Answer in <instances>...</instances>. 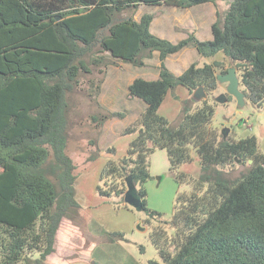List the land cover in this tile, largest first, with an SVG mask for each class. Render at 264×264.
Listing matches in <instances>:
<instances>
[{"label": "trees", "instance_id": "obj_1", "mask_svg": "<svg viewBox=\"0 0 264 264\" xmlns=\"http://www.w3.org/2000/svg\"><path fill=\"white\" fill-rule=\"evenodd\" d=\"M218 1L230 5L218 12L212 39L190 33L173 42L151 31L152 13L122 17L141 4L185 9ZM190 46L203 57L223 53L246 96L264 106V0H0V264H47L63 221L79 217L77 165L67 148L69 96L81 75L107 55L144 66L155 52L159 78L137 77L129 85L130 96L146 105L124 131L136 137L124 156L106 163L99 192H131L135 207L160 221L146 184L153 179L151 155L165 149L178 185L191 189L178 191L172 219L163 220L174 233L154 226L160 261L149 264H264V153L257 136L236 139L215 128L207 99L198 106L185 100L177 126L159 112L178 86L190 95L199 86L213 92L218 71L230 68L215 59L176 75L166 59ZM193 152L200 171L192 175L181 167L194 161ZM239 162L249 168L234 176ZM110 236L124 239L122 232Z\"/></svg>", "mask_w": 264, "mask_h": 264}, {"label": "rangeland", "instance_id": "obj_2", "mask_svg": "<svg viewBox=\"0 0 264 264\" xmlns=\"http://www.w3.org/2000/svg\"><path fill=\"white\" fill-rule=\"evenodd\" d=\"M229 5L227 1H218L216 4L209 3L202 8L193 9L189 16H193L196 22L192 26L194 30L186 29L188 35L195 34L199 27L204 26L210 19L216 20L218 12L224 15ZM145 13L154 14L153 19L156 18L162 23L163 16L176 19L182 15V11H174L163 4H141L138 9L123 13L122 17L132 15L139 20ZM200 18H203L202 21ZM178 28L177 22L175 29ZM208 33L209 31L203 28L200 36H206ZM192 48L193 46L166 59L167 65L176 75L193 62L204 65L217 59L224 61V69L227 70L231 66L223 53L209 58L203 57L198 51L195 55ZM159 66L157 52L151 59L146 60L144 66H135L107 55L104 62L92 65V73L81 75L78 86L70 94L67 152L77 165L76 197L81 208L76 220L63 221L58 231L56 251L49 256L47 264H149L153 259L160 261L158 250L151 238L153 228L167 226L163 220L172 219L178 191L191 189L189 184L178 185L170 171L167 151L157 149L151 155L153 179L146 184L148 205L152 210L163 214V218H159L160 221L129 204L125 200L126 193L122 196H104L98 190V186L105 185L101 174L106 163L124 156L137 134L124 133L144 109L141 99L130 96L129 85L137 77L151 76L155 69H160ZM218 73L222 72L219 70ZM98 86L101 87L100 90ZM227 86V82H219L216 90L207 92V101L215 106L212 125L220 131L229 129L227 135L230 134L236 139L256 135L259 150L264 153V106H256L247 97L245 106L240 107L234 96L231 99L225 98L226 94H229ZM240 89H245L242 82ZM190 97L192 94H189L187 88L178 86L166 97L159 109L160 114L168 117L171 125L177 126L184 101ZM201 104L202 102H195V106ZM110 113L115 115L105 118L106 114ZM112 147L116 148L115 153L109 150ZM193 155L194 161L181 167L182 171L192 175L200 171L199 159L195 152ZM238 164L232 169L234 176L247 172L249 168L247 163ZM116 183L115 180L114 184ZM140 226L145 230H141ZM167 227L170 234L174 233L170 226ZM109 232H122L124 239L110 236L116 239L109 240ZM106 241L109 242L104 244ZM105 246L108 249H103Z\"/></svg>", "mask_w": 264, "mask_h": 264}, {"label": "crops", "instance_id": "obj_3", "mask_svg": "<svg viewBox=\"0 0 264 264\" xmlns=\"http://www.w3.org/2000/svg\"><path fill=\"white\" fill-rule=\"evenodd\" d=\"M209 3H213V2H208V3L196 5V6H193V7H190V8H185V9L174 7V6H170V5H167V4H163V5H166L167 7H170L171 9H174V11H182V15H181V17H178L176 19L175 18H171L170 19V17L168 18L167 16H163L162 17L163 20H164L163 23L160 22L156 18L153 19V21L151 23V31H153L156 35L161 36L163 38H167V39H169V40H171L173 42H178L179 40L187 38L188 37V32H186V29L194 30L193 29L194 27H192V26H194L195 22H196V19L193 16H189V14H191L193 9L202 8L203 6H205L206 4H209ZM185 13H186V15L184 16L183 14H185ZM201 17H203V16H201ZM202 19L203 18H200V21H202ZM173 20H174V22H173ZM215 21H216L215 19L214 20L210 19V21L207 22L204 26H200L199 27V31H197V28H195L196 31H197L196 32L197 34L195 33L196 36L198 38L202 39V40L212 39L213 38V34H212L211 26H212V24ZM177 22H178V26H179L178 30L175 29V26L177 25ZM203 28H206L207 31H209V33L206 36L202 37V36H200V31ZM190 47H186L183 50L179 51L178 53H180V52L183 53L184 51L190 49ZM192 49H194L195 55H197L196 48L193 47ZM175 54H177V53H175ZM158 57H159V53H158ZM168 58H169V56L167 57V59ZM159 74H160V69H155V72L151 73V76H143V78L148 79V80H156V79L159 78ZM143 104H144V108H145L146 105H145L144 102H143ZM108 242L106 241V242H104V244L108 243ZM103 249H108V247L105 246V248H103Z\"/></svg>", "mask_w": 264, "mask_h": 264}, {"label": "water", "instance_id": "obj_4", "mask_svg": "<svg viewBox=\"0 0 264 264\" xmlns=\"http://www.w3.org/2000/svg\"><path fill=\"white\" fill-rule=\"evenodd\" d=\"M59 18V17H58ZM218 77V81L219 82H227L228 86H227V91L229 94H231L232 96H234L237 99L238 105L240 107L245 106L246 104V93L240 89V78L238 76L237 73V69L236 67H230L229 70L226 73H218L217 74ZM208 98V93L205 90L204 86H199L198 88H196L193 93H192V97L191 99L194 102H202L203 100ZM229 129H223L222 131H226L228 133ZM226 133V134H227ZM125 200L134 206H138V202H137V197L132 194L131 192H127L126 196H125ZM141 230H145V228L143 226H140Z\"/></svg>", "mask_w": 264, "mask_h": 264}]
</instances>
